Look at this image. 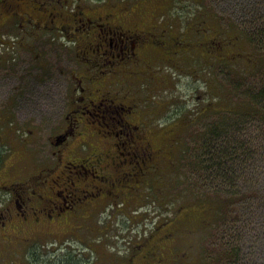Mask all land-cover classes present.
Instances as JSON below:
<instances>
[{"label":"rangeland","instance_id":"obj_1","mask_svg":"<svg viewBox=\"0 0 264 264\" xmlns=\"http://www.w3.org/2000/svg\"><path fill=\"white\" fill-rule=\"evenodd\" d=\"M59 1L40 0L41 7L46 8L44 14L52 11L55 17L61 13L64 16L74 15L77 18L75 11L79 6L83 7L81 12L93 9V1L98 0H61L62 3L66 2L65 6ZM261 1L133 0L126 5L125 10L118 9L119 13L115 19L124 24L122 25L124 29H138L141 32L145 28H169L170 33L180 38L181 46H185L183 48L189 51L188 54L182 52L178 59L175 55L174 63H177V66L180 57L183 56L179 64L182 70L170 66L172 70L155 63L152 66L138 65L136 67L138 75L133 83L131 76L135 69L130 66L118 65L110 73V65L107 64L103 65V73H99L105 80L103 91L106 94L103 98H107L110 93L116 95L129 93L136 98L135 106L132 104L133 109L144 112L146 119L151 114L150 111L165 112L161 118L155 116L150 118H154L155 123L162 126L161 128L156 126L153 134H156L154 143L161 146L163 144L165 149L163 158L162 160L159 158L158 163L166 167L169 176L165 178L168 182L165 188L169 191L165 199L166 203H170L169 208H160L157 203L155 210L157 212L147 213L148 215L141 208L139 210L142 213L141 218L134 215L131 223L128 224L125 215L136 210L135 208L130 211L127 208L108 206L94 213L93 216L86 215L87 219L83 217L82 220H74L66 227L53 225L51 234L54 237H51L50 241L56 239L61 241V244H51V241L46 247H42L38 242L36 247L39 250L49 251L48 258L52 264L61 262L105 264L106 260L112 264H121L117 262L119 259L122 264H129L132 256L130 264H215L216 258L225 255L222 249L223 238H226V244L232 239L235 244L243 246L241 252L234 254L235 259L230 260L231 257L227 259L231 264H264V119L236 117L225 111L236 102L244 103L239 99L240 97L247 99L255 98L257 95L258 90L248 89L242 81H239L238 91L234 88L237 85L234 80L237 74H242V70L251 72L245 62L252 56L253 44L246 34L248 29L258 28L255 9ZM260 11H264V8H260ZM248 12L252 18L248 17ZM210 15L213 16L209 17ZM35 16L40 22L44 17L38 11ZM197 19L201 20L205 27L202 28V32L210 35L199 43H197L199 37H195L189 31L190 23ZM14 24L15 27L10 31L14 34H6L3 42L0 43V129L9 127L10 130L6 133L7 139L12 142L9 133L17 135L22 150H27L23 155L25 157L23 161L20 156L12 159L8 156L6 163L8 166L19 163L21 166L25 165L29 171H37L39 167L47 165V162L58 164L59 159H63L66 163L69 158H77L81 151L91 154L90 146L96 139L95 133L99 129L94 126L86 127L88 128L86 131L83 127L79 128L80 121L76 120L78 116L72 112L76 106L74 101L80 96V87L76 83L75 75L82 74L80 65L82 56L77 59L78 51L75 50L74 43H70L69 40L70 37L81 35L84 26L78 31L77 27L71 26L68 31L62 32L58 28L59 23L55 25L51 23L53 29L49 32L40 23L39 27L33 30L38 32V34L34 33L38 38L33 39L29 24H25L27 28L23 31L16 22ZM186 41L189 43L187 46ZM20 42L24 44L19 46ZM200 43H208L214 60L195 59V50L203 47ZM84 62L85 60L82 65ZM101 62L104 63L105 59H101ZM231 62L234 66L223 67ZM258 87L261 88V84H258ZM100 93L99 89L97 93L99 99L102 97ZM249 104L253 106L251 102ZM68 117L74 121H69ZM74 125L75 131L79 130L83 134L86 132L85 138L86 135L95 137L93 140L90 139L91 145L81 147L80 135L70 137L68 135L66 139L57 142L58 137ZM243 129L251 130L253 136L256 133L261 135L258 153L254 154V160L257 161L253 165L254 170L248 175L244 173L236 176L231 182L222 174L209 180V173L214 176V167L223 164L225 160L222 161V157L213 158L212 151L208 155L203 147L201 151L204 152L201 153L204 158L201 160L205 162L199 172L189 176L188 167L192 161L191 157H188L190 148L193 147L194 151H197L201 145L208 144L210 139L213 144L215 139L224 141L227 135L230 142L231 140L233 142L235 140L231 137L233 132ZM169 138L178 140L177 144H170ZM240 139L244 140L242 136ZM25 142L27 145L24 144ZM10 145L12 146V143ZM230 146L231 144L228 147ZM19 148L18 146L14 153H19ZM2 149L6 155L9 153L10 149L6 147ZM198 157L199 155L196 158ZM198 162L199 158L197 164ZM70 171L74 172L72 167ZM239 171L241 172L242 169L240 168ZM150 180L152 179H149V183ZM222 182H226L223 188H221ZM190 186H194L193 189L196 190L189 191ZM215 186L222 190L224 196L235 193L238 194L236 199L249 197L246 206L239 205L234 207L235 212H231V216L239 218L236 217L237 228L233 233L229 232L228 236L208 227L206 229L202 227L206 235L201 234L202 230L198 223L202 226L204 220L202 215L189 223L196 212L203 210L199 208V203L203 202L198 200L200 195L198 189L214 190ZM130 202L134 203V200ZM204 214L210 218L209 212ZM157 216L160 222L171 218L186 220L184 222L189 231L188 236L177 239L172 235L167 240L158 239L155 235L153 238L145 237V233L149 234L154 227L151 218ZM228 226L229 224L226 225L227 229ZM226 227L224 226L225 229ZM103 230L106 233L105 243L100 245L99 233ZM162 236L163 234L157 237L162 238ZM205 236H209V241L204 242L203 249V245L200 248V240ZM145 239L151 253L157 256L160 251L159 261L153 260L156 258L154 255L146 261L135 257L140 243ZM197 240H199L198 244L195 243ZM190 242H194L195 246L190 248ZM94 249L99 251H93ZM179 250L184 251L183 255Z\"/></svg>","mask_w":264,"mask_h":264},{"label":"flooded vegetation","instance_id":"obj_2","mask_svg":"<svg viewBox=\"0 0 264 264\" xmlns=\"http://www.w3.org/2000/svg\"><path fill=\"white\" fill-rule=\"evenodd\" d=\"M93 2L94 8L83 12V7L79 6L75 18L74 15L64 16L61 13L55 17L52 11L44 14L46 8L41 7L40 0H0V43L6 34H14L10 32L15 27L14 22L22 31L27 28L25 24H29L33 39L38 38L34 36L38 32L33 30L40 23L49 32L53 29L51 23H59L58 28L62 32L68 31L71 26L77 27V31L84 26L81 35L69 40L78 51L77 59L82 56V74L75 75L80 96L74 101L76 106L72 112L78 116L79 128L83 127L86 131V127L94 126L99 129L95 133L96 139L93 135H86L85 138L86 132L75 131V125L70 130L66 129L57 142L68 135H80L79 145L86 147L91 145L90 139H95L96 142L94 140L90 146L92 153L81 151L77 158H69L66 163L63 159H59L58 164L47 162L37 171H29L19 163L8 166L5 161L8 156L9 159L20 156L23 161L27 149L22 150L17 135L9 133L12 142L7 139L9 127L0 129V264H52L48 258L49 251L36 248L40 240L49 242L54 237L51 226L66 227L75 220L73 215L78 209L93 210L92 198L104 192L117 194L116 185L107 184L111 177L117 179L132 173L141 154L146 157L150 154L151 162H155L162 150L154 143L155 119L150 118L151 114L146 119L144 112L133 109L134 101L128 95L108 91L109 96L103 98L106 94L103 91L105 80L99 73H103V65L107 64L110 65V73L118 65L130 66L135 69L131 76L134 79L138 74V65L151 66L153 60L159 61L162 50L156 49L153 44L163 42L164 35L157 28H145L141 32L124 29V24L115 18L118 9L125 10L127 3L119 7L114 0ZM59 3L66 5L61 0ZM36 11L44 16L41 22L35 16ZM23 44L20 42L18 45ZM101 59L105 62L102 63ZM99 89L100 99L97 97ZM68 120L74 121L71 117ZM24 144L27 145L26 142ZM18 146L20 152L14 153ZM2 147L10 149L7 155ZM126 149H130L131 153L138 152L139 156L133 153L134 160L123 159L120 153ZM70 167L74 172L70 171Z\"/></svg>","mask_w":264,"mask_h":264},{"label":"trees","instance_id":"obj_3","mask_svg":"<svg viewBox=\"0 0 264 264\" xmlns=\"http://www.w3.org/2000/svg\"><path fill=\"white\" fill-rule=\"evenodd\" d=\"M116 1H120V0H116ZM118 6L121 7L122 5L120 4V2H117ZM260 8H264V0H262L260 3H258L257 7H256V15H255V20L258 21V28H250L248 29V33L246 34L248 39L252 42V47H253V51H252V56L250 58V60H248L247 62H245L247 64V66L250 68V73L248 70H242V74L236 76L234 83L237 82V85L234 87L239 91V81L244 82V85L249 89V88H254L257 91V95L255 98L253 97H249V98H242L240 97L239 99L244 102H236L234 105H232L231 107H229L228 109H225V111H228L229 113L233 114L234 116L238 117V116H244L246 118H262L264 119V11H260ZM248 17L252 18L250 16V13L248 12ZM213 15H210L209 17H211ZM198 20V19H197ZM193 20L190 25H189V31L192 32V34H194L195 37H199L201 40H199L198 38V42H201L205 37L209 38V34H204L202 32V28L203 27L201 20ZM206 23V22H205ZM157 30L159 32H162V35H164V39L163 42L161 41V43L159 42L158 44L155 43L153 44V46L159 50V48L162 50V55L159 59V61H157L160 65H164L166 67L172 66L174 68H177L176 66H174L171 62V59H173L175 61V55H177V59H178V55L182 52H186V54H188L187 52L188 49L183 48L185 46H181V41L180 38L178 39L177 36H174L173 33H170V29L169 28H157ZM210 30V29H209ZM182 39V38H181ZM180 41V42H178ZM196 43V44H197ZM189 45V43L186 41V46ZM159 46V47H158ZM200 46H203L201 48H198L197 50H195V54H196V60L199 58H203L204 60H213L214 57H212V59H208V54L210 53V51H212L209 46L206 44H202L200 43ZM171 54H170V53ZM185 55V54H182ZM182 57H180L179 60H182ZM169 65V66H168ZM229 65H233L234 63H229L225 66H223L224 68H229ZM172 69V68H170ZM180 70H182V68L179 67ZM233 73V72H232ZM258 84H261V88L258 87ZM133 100L136 101V98L133 96ZM249 102H251V104L253 106H250ZM224 111V110H223ZM149 125V124H148ZM151 128V127H150ZM234 134L231 135V137L233 139H235L233 142L230 139H228V135L227 138L224 141H217V139L214 140L213 144L211 141V139L208 141V144L206 145H201L200 149H197V151H194L195 148H190L188 150V157H191V165L188 167L189 171H190V175H193L194 173L199 172L200 167L203 166V163L205 161H202L201 158H204V155L201 152H204V150H207V154H210V151H212V155L213 158L217 159L219 157H222V161L225 160V162L219 166L214 167V176L209 173V180L216 178L217 176H219L220 174H222V176L226 179L229 180V182H231V179H233L236 176H240L243 175L244 173H246V175H248V173L252 170H254L253 165L254 163H256L257 161L254 160V154L258 153V144H259V139H260V134L256 133L255 136L252 135V131L248 130V129H243V130H239V131H235L233 132ZM243 137L244 140H241L240 137ZM236 137V138H235ZM231 138V139H232ZM204 140V139H201ZM206 140V139H205ZM221 140V139H219ZM252 141V142H251ZM168 142L170 144H177V140L174 138H169ZM230 142V143H229ZM229 144H231V148H229ZM158 147H161V152L157 157V160L160 159L162 160L163 158V147L164 145H157ZM204 147V148H203ZM241 147V148H240ZM204 149L201 151V149ZM225 149V150H224ZM130 149H126L121 151L120 154L123 155V159H131L134 160L138 152L133 151V153H131L129 151ZM165 151V149H164ZM190 152V153H189ZM130 153V155H129ZM219 154V156H218ZM199 155V162L197 164L198 158H196ZM224 155V156H223ZM139 156V153H138ZM195 156V158H194ZM152 157L150 154H148V156L146 157L145 155L141 154V158L137 159V164L134 168V170L132 171V173H128V175H123V177H125V179H122L121 181H117L116 178L111 177L110 181L107 182V184H114L116 185L114 187V189H116L117 194L112 192L111 194H109L108 192H104L101 196L99 195L97 198H92L93 200V205L92 207H94L93 210H82V209H78V212L75 213L74 219L75 221L77 220H82L83 217H85L87 214H90V216L94 215V213H97L99 210L101 209H106V207H115L117 206V208H127L128 210L131 211L132 208H135L136 210L131 211L130 214L125 215V218L128 222V224L131 223V220L133 218L134 215L136 216H140L142 213L139 212V210L141 208H143L144 213H148L151 214L156 213V204H159V207H165V208H169V202L166 203V197L169 193V191H167V189L165 188L168 184V182L165 180V178H169V176H167V172H166V167H163L160 163H158V161L156 160V162H151ZM135 164V162H134ZM46 166V165H44ZM242 169V171L240 172L239 169ZM205 177V176H203ZM149 179L150 183H149ZM165 180V181H164ZM226 185V182H222V187ZM111 187V186H110ZM113 188V186H112ZM111 188V189H112ZM194 186H190V190L189 191H195L196 189H193ZM198 193H200L198 200L202 201L203 203L200 204L201 209H203L202 211L196 212L197 214L195 216L192 217V219L189 221V223L194 222L196 218H198L200 215H202L204 217V220H202V226L199 224L200 229L202 230L201 234H205L204 229H206L207 227L210 229H215L218 231H221V233L223 235L228 236L229 232L233 233L234 230L237 228V226H235L238 221L236 219L239 218L238 216H231V212H235L234 207L237 206H246V204H248L249 201V197H245V198H241V199H236L238 194L232 193L229 196H224L222 193L221 189H218V187L215 186L214 190H208V189H198ZM134 200V203H131L130 201ZM197 200V201H198ZM95 201V202H94ZM261 202V201H260ZM211 204V205H210ZM245 208V207H243ZM120 209V210H123ZM249 209V208H246ZM262 209V208H261ZM263 210V209H262ZM95 211V212H93ZM249 211V210H247ZM93 212V214H92ZM210 213V218H207L205 216L204 213ZM143 213V217H145V214ZM77 214L79 215L78 218ZM83 214V215H82ZM147 214V215H148ZM146 215V216H147ZM89 216V217H90ZM142 217V218H143ZM85 219H87L85 217ZM159 216L155 217V218H151V220L154 221V227L152 229V232H150L148 234V232L145 233V237H150L153 238V236L155 235L156 238L158 239H164L167 240L170 237H172V235H174L175 237H177V239H181L183 237H187L188 236V229L186 228L185 222L186 220H183L182 218H178V219H174L171 218L169 220H166L164 222H160L159 220ZM199 220V219H198ZM197 220V221H198ZM196 223V222H195ZM229 224L228 229L226 227V225ZM144 226L146 227V224H144ZM224 226L226 227V229L224 228ZM204 229H203V228ZM148 228V227H147ZM104 233V234H103ZM100 245H102L101 243H105V237H106V233L105 231H100ZM148 234V235H147ZM161 234H163L162 238L157 237L160 236ZM200 234V235H201ZM151 235V236H150ZM199 235V236H200ZM206 235V234H205ZM104 236V237H103ZM233 236V235H232ZM97 240V239H95ZM147 239L143 240V242L140 243L138 250H137V254H136V258H143L144 261L150 259L152 257V255H154L156 258H154L153 260L156 261V259L159 261L160 260V251L158 252L157 256L154 253H151L150 250L148 249V245L145 243ZM198 241L195 242L196 244H198ZM209 241V236H205L203 238V240H200V248H202L203 245V249H204V242H208ZM42 245V247L47 244L48 242H42L41 240L39 241ZM51 242V241H49ZM61 244V241H56V239L52 240L51 244ZM194 242H190L189 247L192 248L195 246ZM46 247V245H45ZM235 247H237L238 249H235ZM222 249H224L225 251V255H222L220 258H216V260L214 261L215 264H231L229 262V260H227L228 258H232L230 260L235 259V257L233 258L234 254H236L237 252H241L243 250V246L241 245H237L235 244V241H233L232 239L227 241L226 244V238H223L222 241ZM178 250V249H177ZM93 251H99L98 249H94ZM182 255L184 253V251L179 250ZM176 253V252H175ZM130 256V254H129ZM128 256V257H129ZM178 256V255H176ZM175 257V255H174ZM99 258V256H98ZM133 258V256H132ZM131 258V259H132ZM130 259V261H131ZM135 260V259H134ZM129 261V264H130ZM119 263L122 264V262L120 261V259L117 261ZM105 264H112L109 261H105ZM56 264V263H55ZM59 264H65L63 262L59 263ZM68 264V262H67Z\"/></svg>","mask_w":264,"mask_h":264},{"label":"bare ground","instance_id":"obj_4","mask_svg":"<svg viewBox=\"0 0 264 264\" xmlns=\"http://www.w3.org/2000/svg\"><path fill=\"white\" fill-rule=\"evenodd\" d=\"M264 89V88H263ZM261 132V131H260ZM252 142V141H251ZM230 143V142H229ZM264 144V143H263ZM231 148V147H230ZM241 148V147H240ZM225 150V149H224ZM224 156V155H223ZM235 178V177H234Z\"/></svg>","mask_w":264,"mask_h":264}]
</instances>
